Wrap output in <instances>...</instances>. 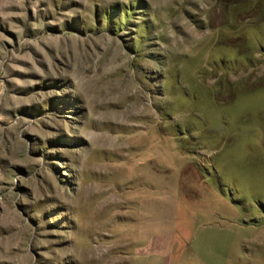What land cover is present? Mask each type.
Wrapping results in <instances>:
<instances>
[{
  "label": "rangeland",
  "instance_id": "1",
  "mask_svg": "<svg viewBox=\"0 0 264 264\" xmlns=\"http://www.w3.org/2000/svg\"><path fill=\"white\" fill-rule=\"evenodd\" d=\"M0 264H264V0H0Z\"/></svg>",
  "mask_w": 264,
  "mask_h": 264
},
{
  "label": "crops",
  "instance_id": "2",
  "mask_svg": "<svg viewBox=\"0 0 264 264\" xmlns=\"http://www.w3.org/2000/svg\"><path fill=\"white\" fill-rule=\"evenodd\" d=\"M175 191H177V190H175V189L172 190V192H175ZM175 198H176V196H175ZM177 199H179V198H176V200L174 202H170L168 204L166 202L163 203L164 208L168 210V212H167L168 215H167L166 218H167V222L169 224H170V220H172V216H173V218L176 217L177 212H179L182 215V211L184 210L183 208H181L182 211H178L179 200H177ZM186 212H187V208H185V210L183 212L184 215H186ZM168 219H169V221H168ZM188 225L191 228V229H189L190 231H188L187 228H186L187 224H184L183 227H179V229H178L179 234H177L176 236H175V234L170 235V233H168V232L171 231V229H173L171 232L174 233L175 232L174 227H170V229H168V232L166 233V237H168V239H172L173 238V240L180 241L179 244L181 246L180 248H181L182 251H184L186 249L188 243H190L192 241L195 242L196 239L198 240L199 238L202 237V235H201L200 237H197L196 238L192 234V233H194V230H195L194 223L191 222V224H188ZM164 248H166L165 254H171V253H173L171 251V248L169 246L168 247H164ZM172 248H174V247H172Z\"/></svg>",
  "mask_w": 264,
  "mask_h": 264
}]
</instances>
